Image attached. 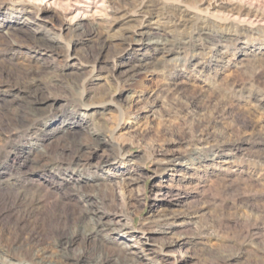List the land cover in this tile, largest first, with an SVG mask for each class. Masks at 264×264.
Masks as SVG:
<instances>
[{
  "label": "rangeland",
  "instance_id": "obj_1",
  "mask_svg": "<svg viewBox=\"0 0 264 264\" xmlns=\"http://www.w3.org/2000/svg\"><path fill=\"white\" fill-rule=\"evenodd\" d=\"M152 1L186 9L194 24L170 26L166 9L139 27L134 0H117L115 16L107 0H0V227L16 236L32 200L74 218L92 203L115 228L95 239L110 264H264V0ZM202 27L210 38L200 41ZM149 32L192 46L162 54ZM139 58L147 70L127 80ZM28 84L52 103L37 102L33 117ZM93 127L105 141L94 150ZM168 160L194 163L181 203L159 197L190 217L156 227ZM136 241L153 252L120 254ZM93 246L77 241L71 253L87 258Z\"/></svg>",
  "mask_w": 264,
  "mask_h": 264
},
{
  "label": "bare ground",
  "instance_id": "obj_2",
  "mask_svg": "<svg viewBox=\"0 0 264 264\" xmlns=\"http://www.w3.org/2000/svg\"><path fill=\"white\" fill-rule=\"evenodd\" d=\"M134 1V13L140 17L137 20L139 27L144 26V23L149 22V20L153 17L156 19L154 22H157V19L163 14V11L170 9L161 3L152 0ZM107 2L111 5V10L109 11H111L114 16L121 14V10L115 7L117 0H107ZM250 9L252 10V8ZM170 10H172V13L170 14L172 17L170 26L172 25L175 28H184L189 26V24H194V17L192 18L187 11H185L186 9L173 8ZM195 19H197V17ZM82 25L83 23L77 22L75 23V28L80 29ZM138 32L139 31H137L138 35H143L142 32ZM146 35V39L148 41L147 45L162 54L168 55L172 51V48L179 46H192L187 42L177 39V36L172 37L155 32H149ZM194 36L200 39V41L210 38V34L205 27L200 28ZM187 38L191 40V37ZM32 42L34 45H37V48L51 49L52 47L44 38H32ZM193 48H195V46H193ZM149 64L150 63L145 59L139 58L136 64L130 65L127 69L125 75L126 79L131 81L136 80L139 75L147 70L146 68ZM32 85L33 84H30L27 87L30 91L29 95L32 98H25L30 96H24L22 98L26 102L27 113L29 114L28 116L31 117L37 116L42 109L36 105L37 102L45 104L46 106L51 103H49V98L47 97L40 98L37 94L39 87L37 85L33 87ZM174 90H177V88ZM90 141L93 143V150L99 146L101 147V144L105 145V141L102 139V131L93 127V133L90 135ZM81 150L83 153L86 152L85 149L83 150L81 148ZM88 150L90 153L92 152V149ZM199 158L205 160L206 156ZM164 166L165 167L162 168V171L166 169L169 172L164 175H159V178L154 186L155 204L153 205L154 209L152 210L154 214L151 216L152 222L156 225V227H173L179 222H184L189 219L190 214L186 212L175 213L170 211L168 208L170 205L161 200L159 197L168 196L172 203H181V198L185 197H182L178 191L179 184L185 182L189 183L184 179L187 175L189 179H191L189 175L193 170H195V166L192 162L183 164L179 162L177 163L175 160L166 161ZM38 185V188L36 187V190L34 191L36 194L42 192L41 184ZM156 204L158 207L155 206ZM26 217V219L22 218L21 226L16 236H12L9 232L5 231L2 226L0 227V255L14 256L17 261L27 260L29 264H110L112 262V259L109 257L111 252L105 247V245H103V240L100 238L97 242L95 239L102 232L108 233L114 231L115 228L112 227V224L109 221L103 220V217L97 214V210L92 206V203L87 204L86 208L80 210L78 215L74 218L65 212L63 213L56 210L55 208L49 209V204L42 201L32 200L27 207ZM160 232H164V230H161ZM125 233L129 234V232ZM77 241H82L83 243H86L87 241L94 242V246L92 247L93 253L90 257L86 258L85 255H87V253L85 254L84 252H78L76 254L71 253L72 248ZM136 244H140L142 247H139L140 249L138 250H132L129 246H125L123 248L124 251L119 250L120 254L144 255L145 251H148L146 252L147 254L153 252V250L148 246H143L146 245L143 244V242L136 241ZM50 253L51 258L49 261ZM51 259L53 260L52 262ZM232 261H234L233 257L224 259L225 264L231 263Z\"/></svg>",
  "mask_w": 264,
  "mask_h": 264
}]
</instances>
